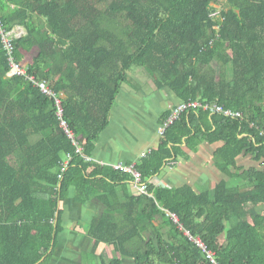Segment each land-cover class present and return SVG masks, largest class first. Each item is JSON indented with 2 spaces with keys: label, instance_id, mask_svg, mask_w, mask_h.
<instances>
[{
  "label": "trees",
  "instance_id": "16d2710c",
  "mask_svg": "<svg viewBox=\"0 0 264 264\" xmlns=\"http://www.w3.org/2000/svg\"><path fill=\"white\" fill-rule=\"evenodd\" d=\"M0 20L6 32L24 28L15 59L65 95V119L83 149L60 127L52 97L8 77L0 34V264H50L72 194L102 208L86 235L94 254L106 245L117 258L100 264H209L185 231L219 264H264V0H0ZM137 67L179 103L206 100L243 115L185 111L136 165L152 197L130 191L132 176L84 157L124 86L139 89L129 74ZM203 142L221 144L215 165L226 179L214 190L153 183ZM241 158L256 166L241 167Z\"/></svg>",
  "mask_w": 264,
  "mask_h": 264
},
{
  "label": "rangeland",
  "instance_id": "374dc122",
  "mask_svg": "<svg viewBox=\"0 0 264 264\" xmlns=\"http://www.w3.org/2000/svg\"><path fill=\"white\" fill-rule=\"evenodd\" d=\"M226 7L225 5L217 6L215 15H220V11ZM33 54L26 53V63L32 61ZM135 79V84L139 89H135L130 85H125L124 90L118 98V102L113 110L112 129L116 130L114 139H119L122 146L117 148L115 153L136 157L139 151L145 150L154 140L158 142L160 138L158 133V122L161 115L171 106L172 98L169 94V89L157 90L154 85V77L152 74L142 67H137L129 73ZM139 75L140 80L135 76ZM131 97V98H129ZM256 108H260V104H256ZM121 129H126V132H121ZM160 141V139H159ZM221 144H211L203 142L196 154H193L191 159H180L172 168H167V173L172 178L171 180L180 187L182 185H192L198 181V176L201 173L212 172L213 177H220L221 180L226 179L224 175L217 169L215 165L214 151ZM103 147H106L104 141ZM152 148V147H151ZM148 150L147 152H150ZM146 151L143 154L147 153ZM213 152V153H212ZM244 159V158H243ZM247 168L256 166L251 159L240 161ZM205 170V171H203ZM199 174V175H198ZM220 180V181H221ZM230 186H236L238 183L235 180H228ZM215 181H209L205 186V190L211 189V184ZM130 191L134 192V187L130 186ZM73 194L63 204L69 213L67 219L72 226L68 227L64 233L59 236L58 246L50 264H91V254L87 259L81 258L79 251L86 256L89 248L90 238L86 235L87 226L92 219L99 215L102 211L100 208L93 206L83 207L77 205L73 200ZM92 210V211H91ZM78 219V220H76ZM68 225V223H67ZM106 248V247H105ZM107 250V251H106ZM104 257H112V251L106 248L102 251ZM95 263H100L96 261Z\"/></svg>",
  "mask_w": 264,
  "mask_h": 264
},
{
  "label": "built area",
  "instance_id": "2783aa9c",
  "mask_svg": "<svg viewBox=\"0 0 264 264\" xmlns=\"http://www.w3.org/2000/svg\"><path fill=\"white\" fill-rule=\"evenodd\" d=\"M0 34L2 36V42L5 49L8 52V58L10 63V72L8 73L9 78L13 77H24L28 82H30L35 88H38L43 95L52 97L55 100L57 107V116L60 123V127L66 132L68 137L73 141V143L78 147V153L82 154L83 149L79 145L74 132L70 129L69 124L65 119V110L63 106V99L65 95L63 93H57L50 87V84L45 80H40L33 75H29L27 68L19 64L14 56V46L13 42L17 38H21L26 34L25 30L21 27H17L12 32H6L3 28V24L0 20ZM192 108H203L204 110L210 111L211 113H223V115L232 117V118H242L243 115L241 112H233L231 110H226L223 105L216 102H208L206 100H189L178 103L169 114V117L162 123L159 128V136L162 138L167 131V129L175 123L177 119L187 110ZM264 134V133H263ZM148 153L143 155V158L147 156ZM87 161H93L92 158L84 156ZM71 161V157L68 156L64 162V169L68 166ZM104 165V164H101ZM110 166L116 171L123 172L132 176L133 178V187L136 192V195H148L153 196L149 193L148 183L143 180L142 174L137 170L136 164H125L123 162L117 163L114 165H104ZM161 175V174H160ZM172 218L175 223L179 224L181 229H184L180 224L178 215H172ZM185 235L190 238L191 241L202 251L206 256L209 264H219L217 262L216 254L210 250L207 244L201 238H194L189 232L185 231Z\"/></svg>",
  "mask_w": 264,
  "mask_h": 264
},
{
  "label": "crops",
  "instance_id": "0c3cea01",
  "mask_svg": "<svg viewBox=\"0 0 264 264\" xmlns=\"http://www.w3.org/2000/svg\"><path fill=\"white\" fill-rule=\"evenodd\" d=\"M13 8V7H12ZM21 28H23V27H21ZM24 29V28H23ZM139 75L140 74H137L136 76H135V78L136 79H138V80H140V78H139ZM135 80V79H134ZM136 81V80H135ZM156 88V87H155ZM157 89V88H156ZM163 89H167V88H163ZM163 89H157V90H163ZM124 90V89H123ZM122 90V91H123ZM170 91H169V94H170V96H171V98H172V103H171V106L161 115V117H160V119H159V122H158V127H157V129H158V133H159V128L161 127V125H162V121H161V119H162V116L165 114V113H167V111H169V110H171L172 111V109L179 103V99L176 97V95L174 94V92L171 90V89H169ZM122 93V92H121ZM121 93H120V95H121ZM119 95V96H120ZM119 96H118V98H119ZM118 98H117V102H118ZM129 98H131V97H129ZM116 102V103H117ZM116 106V105H115ZM115 108V107H114ZM114 108H113V110H114ZM113 110H112V113H111V119H110V125H109V127L101 134V136H100V138H99V140L97 141V143H96V148H95V151H94V153H93V155H92V160L94 161V162H96V163H99V164H104V165H114V164H117V163H121V162H123V163H125V164H138V163H140L141 161H142V159H143V152H147L148 150H155V149H157L158 147H159V145H160V143H161V137L159 138L160 139V141H159V139H158V142L156 141V140H154L153 141V143H150L149 144V146L145 149V150H143V151H139L138 153H137V156L136 157H129V156H127V155H122V154H120V153H115L116 152V150H117V148L118 149H120V147L122 146V144H121V142H120V140L119 139H117V140H115L114 139V135H115V132H116V130H111L112 129V118H113ZM121 132H126V129H121L120 130ZM104 141H105V143H106V147H103V145H104ZM211 144H215L216 145V143H211ZM218 144H220V143H218ZM152 147V148H151ZM221 147V146H220ZM219 147V148H220ZM218 148V149H219ZM199 149H200V146H199ZM218 149H215V151H214V154H215V152L218 150ZM199 151V150H198ZM198 151H196L195 153H191L190 151H186L187 152V154L189 155L188 156V158H187V160H189V159H191V157H192V155L193 154H196ZM147 153H149V152H147ZM213 153V152H212ZM180 159H182V158H180ZM179 159V160H180ZM244 159H250V158H244ZM243 158H241V159H239V164H240V166L241 167H245L244 165H242L241 163H240V161H242V160H244ZM253 162V161H252ZM177 163V162H176ZM176 163H174V164H171L170 166H167L163 171H162V173H161V175H159L158 177H156V178H154L152 181H153V183L156 185V186H161V187H166V188H176V187H178L175 183H174V181L173 180H171L172 178L169 176V174L167 173V168H169V167H173ZM247 168V167H246ZM203 171H205V170H203ZM212 174V172L211 171H209L208 170V172L207 173H201L199 176H198V181H196V187H193L192 185H189V184H187V185H189V186H191V187H193L196 191H198V192H209V191H212V190H214L215 188H216V186H217V184L219 183V182H221L222 180L220 179V177H213L212 178V180L211 179H209V178H211V175ZM215 181V184L213 183V184H211V186H210V188L211 189H208V190H205V189H203V188H205V186L207 185V183L209 182V181ZM221 180V181H220ZM182 186H184V185H182ZM182 186H180V187H182ZM133 187V186H132ZM134 193H136L135 192V190H134ZM78 205V204H77ZM87 206H93V207H97V208H100V206L95 202V201H93L91 204H89V205H86V206H83V207H87ZM102 208H100V210H101ZM92 211V210H91ZM69 213V211H67L66 210V215H65V223H66V229L68 228V227H70L71 229H72V226H71V224L69 223V221H68V219L66 218L67 217V214ZM76 220H78V219H76ZM67 223H68V225H67ZM91 239V238H90ZM89 250H88V252L86 253V254H88V256H86L83 252H80L79 251V255L81 256V258L82 257H84L83 259H87L88 257H89V255L91 254V258H88V259H90V261L92 262L91 264H93V263H95L96 261H99L100 263H101V261H102V259H101V257L102 258H105V259H110L111 258V256H109V257H104L103 256V254H102V251L103 250H105L106 248H109V250L110 251H112V258L114 257H116L117 258V254L114 252V250H113V248L111 247V246H106V245H103V246H100L99 248H98V250L96 251V253L94 254V252H93V246H94V240H90V243H89ZM106 247V248H105ZM107 251V250H106ZM100 263H98V264H100ZM95 264H97V263H95Z\"/></svg>",
  "mask_w": 264,
  "mask_h": 264
}]
</instances>
